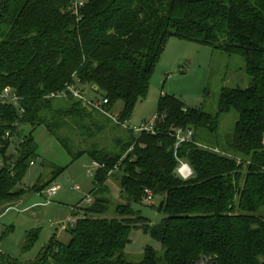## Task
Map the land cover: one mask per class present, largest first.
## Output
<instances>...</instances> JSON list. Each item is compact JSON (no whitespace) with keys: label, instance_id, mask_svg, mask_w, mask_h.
<instances>
[{"label":"trees","instance_id":"1","mask_svg":"<svg viewBox=\"0 0 264 264\" xmlns=\"http://www.w3.org/2000/svg\"><path fill=\"white\" fill-rule=\"evenodd\" d=\"M71 3L3 0L0 7V92L10 87L21 98L19 108L0 100V151L21 136V157L12 164L4 158L0 170V206L23 196L17 183L37 155L33 131L23 137L21 124L44 126L74 158L88 154L102 164L97 197L68 230L67 242L55 233L30 263L0 250V264H264V217L257 214L264 208V0H86L79 16ZM171 37L240 57L248 86L223 87L215 114L162 95L157 134L131 130L111 145L102 140L107 124L96 116L101 111L72 96L49 97L70 83L89 85L97 99L108 100L107 112L124 103L118 118L125 123L147 98ZM232 110L238 113L232 136L222 137L221 117ZM173 128H193L195 143L176 149ZM179 159L192 167L191 178L176 174ZM120 161V171L109 175ZM114 176L124 203L107 217V181ZM147 189L162 198L158 209L166 217L157 225L133 209ZM133 228L153 234L162 253L148 247L140 261L126 259ZM39 236L28 232L22 251Z\"/></svg>","mask_w":264,"mask_h":264},{"label":"rangeland","instance_id":"2","mask_svg":"<svg viewBox=\"0 0 264 264\" xmlns=\"http://www.w3.org/2000/svg\"><path fill=\"white\" fill-rule=\"evenodd\" d=\"M244 61L238 56H228L213 47L197 42L171 37L167 41L164 53L155 67L150 91L146 99L141 100L131 119L124 124L118 118L100 112L95 113L99 120H103L107 127L101 134L104 144H110L114 136H128L132 129L139 128L144 122H150L158 113V104L162 95H174L180 98L188 108H200L210 114L219 109V97L223 87H247L250 79L244 72ZM82 91L92 99L97 98L95 89L91 86L78 85ZM124 103L117 102L111 114L118 116L122 112ZM102 114V115H101ZM103 115L111 120L107 121ZM238 119L236 110L221 117L220 133L222 137L232 136L234 125ZM131 128V129H129ZM22 136H33L37 144V155L22 179L17 183V190H24L20 199L3 203L0 210V250L19 259L21 263H30L39 256L42 248L52 240L62 222L71 218L85 216L90 206L87 197L91 196L93 203L97 194L95 190V176L97 168L88 154L74 158L63 145L50 134L44 126L33 129L30 125L21 124L18 127ZM134 135L136 133L133 131ZM204 131L198 130L197 136L202 137ZM130 135V134H129ZM77 138V137H76ZM21 136L15 134L6 152L0 151V170L4 168L5 159L9 164L21 157L18 143ZM82 140L76 139V142ZM208 143V142H206ZM80 147L75 152H79ZM64 169L63 171H60ZM91 169L92 174L88 172ZM57 183L60 190L49 196L47 189ZM40 191V186L45 185ZM107 197L111 201L107 217H115L118 204L124 203L120 198V184L116 176L108 181ZM47 199L51 200L50 204ZM162 198H154L152 204L144 200L143 203L133 205L137 214L149 219L151 225L159 224L165 213L159 211ZM92 203V204H93ZM77 212L75 214L74 209ZM258 215L264 217V208ZM38 230L40 236L35 246L28 252L22 251L28 232ZM58 239L67 242L68 232L58 234ZM131 242L125 249V257L133 262L142 259L145 250L150 247L162 253V243L150 232L133 228L130 235ZM197 264H213L208 260H200Z\"/></svg>","mask_w":264,"mask_h":264},{"label":"built area","instance_id":"3","mask_svg":"<svg viewBox=\"0 0 264 264\" xmlns=\"http://www.w3.org/2000/svg\"><path fill=\"white\" fill-rule=\"evenodd\" d=\"M85 3H86V0H72V3L70 5V10L73 12V14L79 16L80 10L85 5ZM69 96H72L76 99H80L85 104H87V106H89L90 108L101 111V112L107 114L108 116L114 118L115 120H118V118H117L118 116L115 117L110 112H107L105 110V105L108 104L107 99L89 98L81 90V88H79L74 83L67 84L63 90L53 92L49 95L50 98H58V99L67 98ZM0 100L3 103L14 104L18 108L20 107V101H21L20 96L14 90H12L10 87H6L5 89H3L0 92ZM19 111H20V113H24L23 108L19 109ZM158 121H159V116L156 115L152 121L144 122L139 128L132 129V131H134L136 133V135H138V136L142 135L143 133L157 134V130L155 128V125H156V122H158ZM129 129H131V128H129ZM169 135L175 139V141H176L175 148L176 149H178L184 143H195V139H194L195 130L193 128H186V129H184V128H173L169 132ZM6 137H11L10 132H7ZM198 145H201V144H198ZM133 151H134V146H132L130 148V150L127 152L125 157H127L128 154L130 152H133ZM178 161H179V164H178V167L176 168V174L184 180L191 178L194 175V171H193L192 167L190 166V164L181 160V159H179ZM121 163H122V161H120L114 167V169H112L108 174L112 175V174L120 171ZM31 165H34V162H32ZM93 165L97 168V170L99 168L104 167L102 164H100L98 162H94V161H93ZM88 172L90 174L93 173V171L91 169H89ZM59 190H60V186L57 183H53L52 186H50L47 189V193L51 197V196H54ZM86 201L89 205H91L93 203V199L91 198V196H88ZM145 201L150 203V204H152L154 202V196H153V193L151 190H148V189L146 190ZM50 203H51V200L47 199L46 204H50ZM73 210L75 212V208ZM77 220H78V217L71 218L66 222H62L61 225L57 228V237L59 236L58 234L61 232H68V230L76 224Z\"/></svg>","mask_w":264,"mask_h":264},{"label":"water","instance_id":"4","mask_svg":"<svg viewBox=\"0 0 264 264\" xmlns=\"http://www.w3.org/2000/svg\"><path fill=\"white\" fill-rule=\"evenodd\" d=\"M2 2H3V0H0V7H1V5H2Z\"/></svg>","mask_w":264,"mask_h":264},{"label":"crops","instance_id":"5","mask_svg":"<svg viewBox=\"0 0 264 264\" xmlns=\"http://www.w3.org/2000/svg\"><path fill=\"white\" fill-rule=\"evenodd\" d=\"M75 214H77V212L75 211ZM57 229V228H56Z\"/></svg>","mask_w":264,"mask_h":264}]
</instances>
